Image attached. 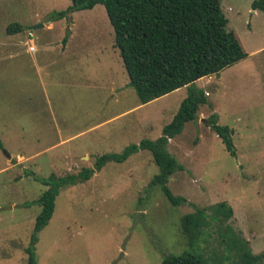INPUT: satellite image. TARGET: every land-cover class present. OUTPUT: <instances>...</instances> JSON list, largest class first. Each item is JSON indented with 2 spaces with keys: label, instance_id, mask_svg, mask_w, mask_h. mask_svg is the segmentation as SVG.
<instances>
[{
  "label": "rangeland",
  "instance_id": "374dc122",
  "mask_svg": "<svg viewBox=\"0 0 264 264\" xmlns=\"http://www.w3.org/2000/svg\"><path fill=\"white\" fill-rule=\"evenodd\" d=\"M251 2L219 0L226 30L247 56L197 82L205 104L166 147L183 166L167 186L186 202L172 206L149 184L158 171L149 151L106 162L60 189L37 233V264H158L184 249L205 264H264V12L252 14ZM70 4L0 0V264L26 262L40 211L33 201L45 189L32 176L94 168L102 153L155 140L187 93L133 108L139 101L113 53L103 5L48 21ZM12 22L23 30L7 34ZM65 35L72 61L60 53ZM211 115L232 129L234 156L211 130Z\"/></svg>",
  "mask_w": 264,
  "mask_h": 264
},
{
  "label": "trees",
  "instance_id": "16d2710c",
  "mask_svg": "<svg viewBox=\"0 0 264 264\" xmlns=\"http://www.w3.org/2000/svg\"><path fill=\"white\" fill-rule=\"evenodd\" d=\"M70 1L71 4L64 10L52 12L48 21L66 18L69 13L102 4L113 29V46L128 76V85L134 89L140 104L182 87L187 89V93L155 140L141 139L126 145L120 152L102 153L95 157L94 168L82 167L76 173L64 176L50 174L42 179L32 176L45 189L33 201L40 206V211L35 217L30 241L25 248V264H37V233L51 218L60 189L88 180L106 162L122 163L138 151H149L158 169L149 184L158 185L172 206L186 202L184 197L174 195L167 186L170 175L183 169L176 158L167 152L168 142L182 131L186 123L196 120L199 107L205 104L204 91L197 87L196 81L217 74L247 56L234 33L226 30L227 18L220 9L219 0ZM251 9L264 12V0H253ZM22 30V26L16 22L6 27L7 34ZM66 38L65 35L63 43ZM208 122L226 151L234 156L232 129L217 124L213 115ZM158 264L205 263L199 255L184 249L178 254L164 255Z\"/></svg>",
  "mask_w": 264,
  "mask_h": 264
},
{
  "label": "crops",
  "instance_id": "0c3cea01",
  "mask_svg": "<svg viewBox=\"0 0 264 264\" xmlns=\"http://www.w3.org/2000/svg\"><path fill=\"white\" fill-rule=\"evenodd\" d=\"M253 1V0H252ZM258 10H252L251 11V13L252 14H255L256 12H257ZM48 23H51V22H48ZM44 25V24H43ZM43 27H45V25L43 26ZM46 27L48 28V25H46ZM236 37V36H235ZM68 43V39L64 42V44H62L61 45V48H60V53L63 55V57H64V60L65 61H67V60H70V61H72L75 57L73 56V51H74V49H71V46L69 47V45L67 44ZM79 49V48H78ZM28 50V49H27ZM36 50V49H35ZM34 50V51H35ZM76 50V49H75ZM113 50V53H115V51H117L115 48L114 49H112ZM34 51H30V52H34ZM72 52V53H71ZM66 53H68L69 55L68 56H65V54ZM119 54V53H118ZM120 57V56H119ZM59 60H61V59H59ZM203 78H205V77H202V78H200V79H198L197 81H196V84H197V82L198 81H200V80H202ZM111 85H112V87H111V91L114 93V95L113 96H115V87H113V84L111 83ZM153 101V100H152ZM151 102V101H150ZM150 102H147V103H150ZM147 103H145V104H147ZM140 105H144V104H140L139 102H138V104L136 105V106H134L133 108H135V107H138V106H140Z\"/></svg>",
  "mask_w": 264,
  "mask_h": 264
},
{
  "label": "built area",
  "instance_id": "2783aa9c",
  "mask_svg": "<svg viewBox=\"0 0 264 264\" xmlns=\"http://www.w3.org/2000/svg\"><path fill=\"white\" fill-rule=\"evenodd\" d=\"M26 36H27V43H28V51H34L35 46L33 43V34L30 29L27 31Z\"/></svg>",
  "mask_w": 264,
  "mask_h": 264
},
{
  "label": "water",
  "instance_id": "95a60500",
  "mask_svg": "<svg viewBox=\"0 0 264 264\" xmlns=\"http://www.w3.org/2000/svg\"><path fill=\"white\" fill-rule=\"evenodd\" d=\"M42 25L41 24H36V25H34V26H31L30 28H38V27H41Z\"/></svg>",
  "mask_w": 264,
  "mask_h": 264
}]
</instances>
